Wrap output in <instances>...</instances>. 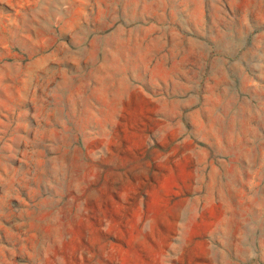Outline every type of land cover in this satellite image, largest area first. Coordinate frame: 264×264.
Returning <instances> with one entry per match:
<instances>
[{
  "label": "rangeland",
  "instance_id": "1",
  "mask_svg": "<svg viewBox=\"0 0 264 264\" xmlns=\"http://www.w3.org/2000/svg\"><path fill=\"white\" fill-rule=\"evenodd\" d=\"M0 264H264V0H0Z\"/></svg>",
  "mask_w": 264,
  "mask_h": 264
}]
</instances>
